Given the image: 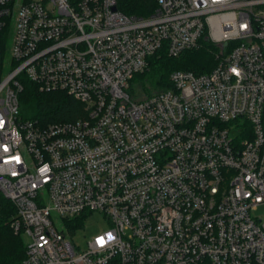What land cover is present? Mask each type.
<instances>
[{"label": "built area", "instance_id": "1", "mask_svg": "<svg viewBox=\"0 0 264 264\" xmlns=\"http://www.w3.org/2000/svg\"><path fill=\"white\" fill-rule=\"evenodd\" d=\"M156 2L142 16L119 0H0V195L30 239L18 264H264V0ZM202 38L212 70L130 96L151 55ZM25 79L83 114L24 118ZM96 211L110 227L80 249Z\"/></svg>", "mask_w": 264, "mask_h": 264}, {"label": "trees", "instance_id": "2", "mask_svg": "<svg viewBox=\"0 0 264 264\" xmlns=\"http://www.w3.org/2000/svg\"><path fill=\"white\" fill-rule=\"evenodd\" d=\"M156 0H119V7L127 14L146 16L156 7ZM218 46L202 38L198 47L171 56L159 50L149 58L146 70L133 76L129 94L140 100L171 87L169 75L174 70H189L197 74L209 72L218 63ZM143 95V96H142ZM21 114L24 118L42 123L73 121L83 114V104L62 91H41L25 79L20 94ZM15 213L12 203L0 195V264H18L26 254L21 234L15 233L10 218Z\"/></svg>", "mask_w": 264, "mask_h": 264}, {"label": "rangeland", "instance_id": "3", "mask_svg": "<svg viewBox=\"0 0 264 264\" xmlns=\"http://www.w3.org/2000/svg\"><path fill=\"white\" fill-rule=\"evenodd\" d=\"M4 56L7 57L6 62L8 63L9 58H11V52L8 45L4 50ZM253 214L261 218H264V203L257 205L256 208L253 210ZM109 227H110V223L107 217H105V215H103L99 211L93 212L92 214H89L86 217L83 225L78 227L73 232V236H72L73 241L80 249H86L87 243L92 238V236H94L99 232H102L103 230ZM22 238L25 244L29 243L30 239L27 234L25 233L22 234Z\"/></svg>", "mask_w": 264, "mask_h": 264}]
</instances>
